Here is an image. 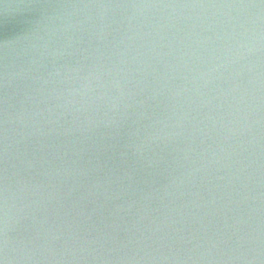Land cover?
<instances>
[{"label":"water","instance_id":"obj_1","mask_svg":"<svg viewBox=\"0 0 264 264\" xmlns=\"http://www.w3.org/2000/svg\"><path fill=\"white\" fill-rule=\"evenodd\" d=\"M3 264H264V0H0Z\"/></svg>","mask_w":264,"mask_h":264},{"label":"snow or ice","instance_id":"obj_2","mask_svg":"<svg viewBox=\"0 0 264 264\" xmlns=\"http://www.w3.org/2000/svg\"><path fill=\"white\" fill-rule=\"evenodd\" d=\"M0 264H3V259H0Z\"/></svg>","mask_w":264,"mask_h":264}]
</instances>
